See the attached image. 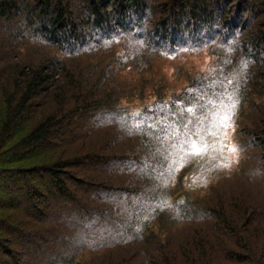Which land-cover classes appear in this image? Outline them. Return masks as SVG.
I'll return each instance as SVG.
<instances>
[{"label":"trees","instance_id":"1","mask_svg":"<svg viewBox=\"0 0 264 264\" xmlns=\"http://www.w3.org/2000/svg\"><path fill=\"white\" fill-rule=\"evenodd\" d=\"M64 1L0 0V179L14 182L16 177L27 178L24 190L29 195L30 211L39 213L34 200L43 195L28 178L31 174L43 179L48 177L45 187L49 195L56 194L68 200L66 206L71 211L80 212L84 223L91 216H97L99 222L110 221L113 226V222L121 220L120 216L125 212L117 209V197L103 198L102 195L91 194L93 190L104 186V191L112 194L125 190L129 200L136 194L149 195L150 203L144 207L135 206L134 199L129 201L132 216L126 220L130 224L125 235L109 237L97 246L100 250L113 251L105 254L107 256L103 259L101 257L100 264H264V204L256 203L254 198L249 200L247 196L240 197V200L237 199L239 195L232 194H229L232 201L225 200L227 194L215 201L211 199L200 208L188 196L180 195L173 200L175 191L163 192L166 190L163 174L168 171L167 164L178 160L191 142L203 143L211 135V127L218 126L213 114L221 104L233 105L232 119L239 127L250 122L252 128L243 130L256 135L255 140L264 144V17L256 11L259 5L264 7V0L251 4V17L244 21L240 19V11L235 17L233 14L232 18L239 17L240 21L235 24L233 19L223 24L228 31L221 40L216 37L223 33L210 29L213 44L217 42L216 45L224 48L216 53L215 66L210 73L192 78L185 90L174 94L168 101L160 98L158 103L137 113L120 107L122 89L108 73L115 66L119 69L127 66L126 55L118 65L114 60L105 64L104 55L98 59L88 55V58L92 57L91 62L84 64L81 61L68 70L66 61L60 62L56 55L48 57L53 63L44 66L35 61H24L18 53L17 49H22L18 42L26 34L12 30L19 16L31 18L32 14L38 18L37 27L47 30L53 43L60 41L61 37H65L64 44L69 42L67 33L74 28V23L64 10ZM242 1L250 6V0ZM110 2H90L96 16V27L109 24L106 27L109 34L113 33L107 16L109 13L102 10ZM161 2L162 12L177 13V16L173 18V26L158 33L156 38H160L150 41L149 46L155 47L161 42V45L178 44L182 31L180 26L185 25L186 19H197L198 24L216 22L213 9L199 4L198 0ZM111 3L116 6L114 11L121 19V26L133 23L135 19L136 24L141 25L146 17L144 0H114ZM21 4L31 11L27 13L21 9ZM188 8H196L198 13L191 15L193 10L190 9L189 13ZM132 11L134 16L130 17ZM184 12L187 15L181 22ZM222 12L224 10L219 12V16ZM121 30L126 36L132 34V30L125 27ZM63 32L66 34L62 36ZM59 69L62 74L56 79ZM254 100H258L260 105L252 107ZM101 115L104 120L100 122L117 127L115 136L104 142H86L87 149L81 147L69 155L67 149L81 141L84 138L82 133ZM89 135L93 136V133ZM119 136L128 138L124 146L117 140ZM251 159H254L252 155ZM168 174L173 176V173ZM260 182L264 183V175ZM179 183H175L174 189L179 187ZM167 186L170 187V183L167 182ZM193 216H197L196 221L200 224L177 245L169 236L168 229L159 224L166 221L169 224L189 222ZM74 225L81 224L70 219V226ZM10 226L0 220L2 230L10 228L18 232L16 227ZM19 232L24 239L31 241V235ZM85 242L77 243L74 247L76 254L64 256L62 262L75 264L77 254L91 247L87 240ZM31 243L35 245L34 249H38L36 252H42L39 245ZM2 244L4 241L0 239V248ZM113 254L117 257L114 258ZM52 261L53 264L59 262Z\"/></svg>","mask_w":264,"mask_h":264},{"label":"rangeland","instance_id":"2","mask_svg":"<svg viewBox=\"0 0 264 264\" xmlns=\"http://www.w3.org/2000/svg\"><path fill=\"white\" fill-rule=\"evenodd\" d=\"M112 1L114 2V0ZM161 1L163 0H144L147 5L146 17L141 25L136 24L137 20L135 19L133 23L123 24V26L119 23L121 22L119 16L115 15L116 6L110 2L111 4L109 3L107 7H104V10L101 9L105 14L109 13L107 16L111 23L110 29L113 31L109 34L106 28L109 24L101 26L105 30L96 27V16L92 12V6H90L91 0H65L64 10L68 12L70 21L74 23V28L70 29V33H67L69 42L65 44L63 42L65 37H61L60 41L53 43L48 36V31L41 30L42 26L37 27L36 20L38 18L34 15L30 14L31 18L19 16L16 19V26H12V30L26 34H23L24 39L20 38V42H18V44L21 43L19 47L22 48L17 49L18 53L25 59L24 61H35L44 66L52 64L53 61L47 58L56 55L60 62L66 61L68 70L73 68L74 64L77 65L81 61L85 64L87 61L91 62L92 57L98 59V56L102 57L103 55L105 64L114 60V63L118 65L123 56L126 55L129 64L122 69L115 66L108 70V73L112 75L110 79H113L116 85L122 89L123 98L120 107L137 113L146 106L153 105L155 102L158 103L160 98L168 101L174 94L185 90L192 78L210 73L215 66L216 53L224 49L222 46L216 45L217 42L213 44L210 31L218 30L223 33L216 37V39L221 40L228 31L227 26L224 27L223 24L226 25L227 21L233 19L235 24L240 19L244 21L243 19H247L253 12L251 4L259 2V0H250V6L247 7L242 0H228V2L227 0H221V2L219 0H198L199 4L209 5L213 9V13L216 14V22L198 24L197 19H186L185 25L180 26L182 31L178 44L166 43L161 45L163 43L161 42L158 46L153 47L149 46V42L155 39L158 33L173 26V18L177 16V13L166 14V12H162L164 9L159 5ZM20 7L27 10V13L31 11L24 8V4H21ZM187 10L189 13L191 12V15L198 13L196 8H188ZM187 10L185 11L187 12ZM223 10L224 12L219 16V12ZM238 11H240V16L242 15L240 19L239 17L232 18L233 14L234 17L238 15ZM256 11H260L264 17L263 6L259 5ZM186 12L181 14V22L185 20L183 17L188 14ZM34 14L37 13L34 12ZM130 14V17L134 16L133 11ZM132 18L134 20V17ZM175 21L178 23V20ZM124 27L132 30L131 36L123 34L121 29ZM65 34L63 32L62 36ZM138 35L142 37L138 38ZM88 55L93 56L88 58ZM13 61L17 62L16 59ZM59 70L56 73V79L62 74V70ZM251 97L253 98L252 95ZM252 103V107L260 105L258 100H254ZM233 110V105H219L213 114L214 121L218 126L211 127V135L203 143L193 141L189 144L188 142L189 149L180 155L178 160H173L167 164L168 171L163 174L166 190L163 192L172 193L171 191H175L176 196H172L173 200H176L180 195L188 196L189 199L196 202L195 205L201 208L203 204H208L211 199L215 201L227 194L225 200L232 201V196L229 195L232 194L239 195L237 199L240 200V197L247 196L249 200L254 198L256 203L264 204V183L260 182V177L264 175L262 172L264 169V146H261L264 144L258 139L255 140L256 135L252 136L243 130L244 128H252L250 122L240 127L236 124L231 115ZM229 112L230 116H228ZM103 118L104 116L101 115L91 122L90 128L82 133L84 135V138L81 139L82 142L71 144L70 149H67L69 155L78 148L87 149V143L89 144L92 140L104 142L107 138L115 136V133L118 132L117 127L103 124L100 122L104 120ZM92 133L93 136H90L89 134ZM117 140L124 146L128 138L119 136ZM251 155L254 159H251ZM192 163L194 165L191 166ZM168 173H173V176L170 177ZM26 179L16 177L14 182L10 181L11 179H5L6 181L0 179V220L8 226L11 224L10 227H16L18 230L16 232V230H9L10 228L4 230L0 228V239L4 241L1 248L5 250L0 248V264H53L52 260L59 261L56 264H64L62 258L67 255L69 257L75 255L74 247L77 243L85 242V240L91 247L85 248L86 250L77 254L75 264H100L101 257L103 259L104 256H107L105 254L113 251L100 250L97 246L109 237H120L127 233L130 223H127L126 220L132 216V211L129 210L132 207L128 206L129 201L134 199L136 201L135 206L138 204L141 207L150 203L149 195L140 196L136 194L129 200V197L124 194L125 190L120 191V194L116 192L112 194L104 191L106 187L104 186L102 189H96L98 192L93 190L91 194L102 195L103 198L117 197L119 202L117 209L125 210L122 215L123 218L120 216L121 220H115L113 226L110 221L102 220L99 222L97 216H91L84 223L80 212L71 211L66 206L68 204L65 203L68 200L59 198L56 194L49 195L45 187L48 185L49 178L43 179L37 174H31L28 180L38 187L43 197L34 200V204L40 210L39 213L30 211L29 195L24 190ZM178 181H180L179 187L175 186L174 189V185ZM167 182L170 183L173 190L167 186ZM107 188L110 186L108 185ZM101 205L104 206L105 204L102 203ZM116 214H118L117 211ZM196 217L193 216L189 222L169 224L166 221L159 224L168 229L169 236L177 245L185 241V238L193 233L195 226L200 224L196 221L198 220ZM70 219H73L75 224L79 222L81 225L70 226ZM200 219H202L201 216ZM19 231L25 235H31V241L24 239ZM35 236L37 237L35 238ZM31 242H34L36 246L39 245L38 248L42 249V252H36L38 249H34L35 245ZM7 252H10L11 255H7ZM112 256L117 257L116 254ZM93 261L94 263H92Z\"/></svg>","mask_w":264,"mask_h":264}]
</instances>
